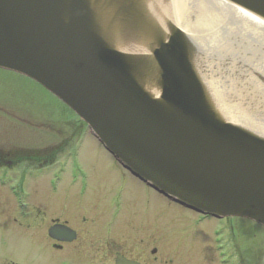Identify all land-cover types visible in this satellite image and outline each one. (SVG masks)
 Wrapping results in <instances>:
<instances>
[{"label":"water","instance_id":"obj_1","mask_svg":"<svg viewBox=\"0 0 264 264\" xmlns=\"http://www.w3.org/2000/svg\"><path fill=\"white\" fill-rule=\"evenodd\" d=\"M227 1L264 20V0ZM168 12L170 0H0V69L53 94L169 201L264 227V45L242 55L228 34L222 52Z\"/></svg>","mask_w":264,"mask_h":264},{"label":"flooded vegetation","instance_id":"obj_2","mask_svg":"<svg viewBox=\"0 0 264 264\" xmlns=\"http://www.w3.org/2000/svg\"><path fill=\"white\" fill-rule=\"evenodd\" d=\"M65 119L45 136L0 149L6 217L11 218L14 197L26 252L36 253L23 264H248L250 232L236 225L239 218L200 215L166 199L190 214L154 215L148 203L135 210L125 188L129 173L119 165L124 175L114 187L91 190L81 164L84 133ZM102 193L111 200L105 202ZM179 248L180 260L172 255Z\"/></svg>","mask_w":264,"mask_h":264},{"label":"rangeland","instance_id":"obj_3","mask_svg":"<svg viewBox=\"0 0 264 264\" xmlns=\"http://www.w3.org/2000/svg\"><path fill=\"white\" fill-rule=\"evenodd\" d=\"M240 38L243 37L240 35ZM239 40L241 39L236 38L235 40L238 41L235 42L238 49L241 50L242 48L245 50L244 53L251 50L250 44ZM238 53L242 54V50ZM234 54L230 56L236 58ZM64 117L65 120L70 122L74 120L79 133H84L81 164H85V168L89 173L91 190L92 188L99 190L101 186L107 189L114 187L120 175H124V173L89 129L83 125L84 123L79 121L58 98L32 79L0 69V149H5V147L8 149L6 145L10 141L34 140L38 136H45L50 133V129L57 127ZM124 181H127L126 190L134 197L135 210H143L145 204L148 203L150 212L154 215L158 213L190 214L175 205H170L162 195L149 189L130 174L125 173ZM91 190L87 194L88 196L92 195ZM1 191L0 187V194ZM102 194H105V202L111 200L112 195L110 193ZM12 198L13 211L11 212V218L8 219L5 212L7 205L0 196V264H3L5 260L6 263L10 264H23L25 258H28V263H30L31 256L35 257L36 253L35 251L26 252L27 241L17 225L19 218L16 217L14 211L15 198ZM236 225L240 226L243 231H246L245 227H248L250 232L246 231L250 234L246 263L264 264V227L244 218L236 219ZM172 246L176 247L174 244ZM180 250L182 249L179 248L177 252L172 253L173 256H178V260H180L179 253L182 254Z\"/></svg>","mask_w":264,"mask_h":264},{"label":"bare ground","instance_id":"obj_4","mask_svg":"<svg viewBox=\"0 0 264 264\" xmlns=\"http://www.w3.org/2000/svg\"><path fill=\"white\" fill-rule=\"evenodd\" d=\"M170 4V13L185 33L222 52L229 49L228 34L250 44L252 51L264 45V20L227 0H170Z\"/></svg>","mask_w":264,"mask_h":264}]
</instances>
